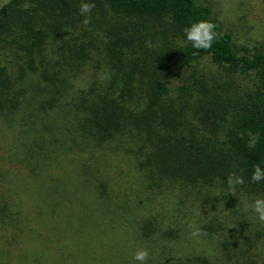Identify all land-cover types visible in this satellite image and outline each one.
I'll return each mask as SVG.
<instances>
[{
    "label": "trees",
    "instance_id": "1",
    "mask_svg": "<svg viewBox=\"0 0 264 264\" xmlns=\"http://www.w3.org/2000/svg\"><path fill=\"white\" fill-rule=\"evenodd\" d=\"M79 2L95 3L98 27L69 19ZM108 15L145 24L104 36ZM200 19L216 25L208 51L184 42ZM260 161L264 52L238 49L210 7L0 0V264H50L52 246L63 264H106L98 252L63 251L93 218L97 234L118 220L122 242L180 254L148 264H264V223L244 210L264 197L250 180ZM234 171L245 183L230 194ZM193 219L200 235L189 241Z\"/></svg>",
    "mask_w": 264,
    "mask_h": 264
},
{
    "label": "rangeland",
    "instance_id": "2",
    "mask_svg": "<svg viewBox=\"0 0 264 264\" xmlns=\"http://www.w3.org/2000/svg\"><path fill=\"white\" fill-rule=\"evenodd\" d=\"M195 1L198 4L206 5L211 8L213 15L221 21L223 30L231 34L233 42L238 49L246 50L251 53L256 51L264 52V0H195ZM79 4H76L77 8L80 7ZM69 19L73 21L76 20L78 24H81L84 17L80 16L78 12V15L70 16ZM100 19L101 18H99L97 14L95 13L91 14V23L93 24V26L97 24L98 27L99 24L102 23L100 22ZM102 20H104L103 17ZM104 23L105 26H103L102 28H97V30L104 31V36L105 33L109 32L108 29L110 30L112 29V31L117 30L121 27H127L129 30L132 27H134L132 30L136 28L142 29L143 25L145 24L144 20L139 18H129L122 16L115 17L111 15H108ZM145 33L148 34V31H146ZM157 36L158 35H155L154 38L157 39L156 38ZM83 40L87 41L84 38ZM147 40H150V38H147ZM98 41H104V39L98 37ZM110 41H114V40L110 39ZM206 70L211 71L213 70V67L206 68ZM173 82H175L174 84H178L179 78L176 77L173 78ZM9 136L12 140L14 139V133L13 135L9 134ZM66 156L68 158L67 160L69 161V158H71L73 154L68 153ZM70 164L73 166L75 170L80 171V168L82 167L83 164V160L78 158L77 161L75 160L73 163ZM40 167L44 168V165ZM4 169L5 166L3 167L0 164V171H3ZM41 171L44 170L41 169ZM20 188L26 189L25 187H20ZM190 204L193 205L192 203ZM194 206L199 207V205L197 204H195ZM24 208L26 209L25 206ZM206 217L208 218H204L203 221L209 219V215H206ZM82 219L83 218L81 216L76 215L74 224L79 225L80 223H82ZM117 221L113 225L114 230L113 229L109 230V233L105 232V233L97 234V232L93 231V229H95V220L93 218L91 221L86 223L87 224L86 228H81L79 229V232L72 233L70 239L68 241L66 240V246L65 247L63 246V251L66 252V250H69L74 252L77 250L79 252H83L85 256V253L88 250H90L91 254L96 256V260H98V256L101 261L105 258L104 262L108 261L106 264H118V263L121 264L124 258L127 259L125 257L126 255L132 257V253L137 248L140 247L148 248L150 252L149 262H155L156 260L168 256L180 257V254L177 252H175L172 255H169L170 253L167 252L166 250L163 251L160 249L154 250L148 244H144L140 242L137 244L136 242L133 241H130L128 243L122 242L121 232L117 227H115L116 224L118 226ZM208 222L204 221L203 223L206 224ZM194 224L195 221L193 219L190 222L191 226L188 228L189 241L192 240V236H193L192 233L196 228ZM75 225L71 227L76 228ZM131 236L132 238L135 237L134 235ZM197 236L198 235H196V237ZM200 238L201 237H199V239ZM106 242L108 245L105 247ZM130 243L132 244L129 247H127V245H129ZM185 248L191 251L192 247H185ZM50 252H51L50 264H63V261L60 260V256L57 254V251L53 246ZM97 252H98V256H97ZM124 253L125 256H123ZM90 263L96 264L93 262ZM64 264H68V263L66 262Z\"/></svg>",
    "mask_w": 264,
    "mask_h": 264
},
{
    "label": "clouds",
    "instance_id": "3",
    "mask_svg": "<svg viewBox=\"0 0 264 264\" xmlns=\"http://www.w3.org/2000/svg\"><path fill=\"white\" fill-rule=\"evenodd\" d=\"M95 8L93 2H82L79 7V15L84 17L82 23L88 25L91 23V14ZM216 25L206 19L189 21L183 28V38L185 43H190L196 51H208L213 48V45L218 40V33L215 30ZM250 139L247 143L248 149H255L257 146L256 137L248 133ZM250 180L257 185L264 184V161H260L252 166ZM243 172H231L227 177V189L230 194H234L239 186L244 185ZM244 210L255 215L256 219L264 223V197L253 198L251 203L245 205ZM193 236L200 235L199 228H195ZM150 252L146 247L137 248L132 253V264H148Z\"/></svg>",
    "mask_w": 264,
    "mask_h": 264
}]
</instances>
